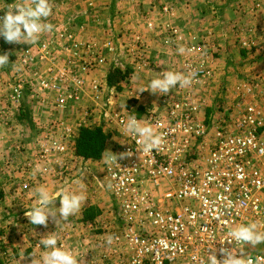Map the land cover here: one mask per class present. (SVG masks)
I'll return each mask as SVG.
<instances>
[{"label": "built area", "instance_id": "obj_1", "mask_svg": "<svg viewBox=\"0 0 264 264\" xmlns=\"http://www.w3.org/2000/svg\"><path fill=\"white\" fill-rule=\"evenodd\" d=\"M146 27L154 30L152 22ZM170 33L172 42L187 44L181 63L169 67H151L141 49L143 37H127L132 44V64L144 71L154 70L153 77L166 70L196 72L190 87H177L167 95L157 93L155 105L142 114L131 107H121L122 91H132V75L125 76L122 87L118 83L112 87L97 80H84L85 73L105 63L92 45L87 43L78 50L80 42L72 37H66L68 44H62L63 37L56 39L58 42L49 37L34 55L28 50L21 53L25 66L48 64L44 72L35 71L41 103L66 108L69 102L78 101L82 92L90 94L89 104L81 113L72 114L75 128L63 124L58 116L52 118L44 131L49 147L42 150L56 155L55 178L61 179L62 172L58 171L64 169L65 180L60 181L63 189H82L93 200L104 197L110 201L108 213L112 219L89 220L86 229L110 233L111 244L108 239H101L95 247L88 243L72 246L66 239L77 227L71 230L55 224L51 230L60 236L58 245L75 249L78 258L84 253L88 256L94 249L96 253L89 255L84 264H206L207 255L214 253L223 260L221 248H236L235 242L211 243L213 238H223L231 227L256 221L264 231V76L258 82L256 76L238 80L234 90L225 87L209 101L202 90L212 82L213 55L209 44L193 37V41L185 42L187 38L179 37L173 29ZM250 44L242 42L244 47ZM64 88L66 93H62ZM15 101L19 103L18 97ZM207 106L212 109L208 114ZM126 111L152 124H163L159 131L165 133L166 143L158 153L153 150L152 156L141 154L135 142L123 134ZM92 121H96V127L109 131L112 140L95 160L74 153V130L93 126ZM113 154L119 165L108 163ZM69 163L76 167L78 176L71 173ZM22 186L26 188L29 183L24 181ZM61 234L65 235V242ZM160 240L168 242L167 250L158 243ZM237 255L252 256L258 264H264V244H244L242 252L237 249Z\"/></svg>", "mask_w": 264, "mask_h": 264}, {"label": "rangeland", "instance_id": "obj_2", "mask_svg": "<svg viewBox=\"0 0 264 264\" xmlns=\"http://www.w3.org/2000/svg\"><path fill=\"white\" fill-rule=\"evenodd\" d=\"M147 1L148 0L141 1L140 6L142 7V3H145L146 6ZM158 1L160 0H157V2ZM164 1L167 2L168 5L164 3L160 4L162 6L166 5L169 8L161 10L160 13H162V15L154 17L157 18V20L152 18L153 22H151L154 30L148 31L155 33L152 37L159 38L163 44L161 47H163L168 53L171 51V53L173 52L175 56H180V60L177 58V62L181 63L183 59V54L178 52V47H184L187 43L172 42L170 38V31L172 29L177 31V35L179 37H186L187 40L185 42H189L191 37L195 38V40L206 41L209 44L210 51H212L211 53L213 55L211 67H213L217 58H219L221 54L220 49L222 43L218 40V37H223L222 39H225L226 37L227 39H230L228 37H233V39H231L233 40L231 42V46L239 52L238 57L237 55L232 56L231 54V57L227 56L229 64L226 66V71L229 73L236 74V70L240 69L241 71L242 67L247 64H256V66H258L257 61L264 63V0ZM12 2L13 0H0V6H6V4ZM173 7L176 9V17L178 14L180 17L178 23L173 22L174 20L172 18H168L169 22L165 20V16L167 18V16L171 15ZM6 12L7 8L0 9V16L2 15L3 17ZM61 12L63 13L64 11H62V9L54 11V14L58 15L56 19H53L54 15L49 17V22L54 25L53 31L51 33L42 34L39 42L34 46L29 44L7 43L2 37H0V54L8 52L10 62L9 65L0 68V181L3 183H1L0 191H2L4 187L6 189L10 187V191L14 193L15 197H17V200L15 201L17 203L14 204V207L12 208L13 211L10 212L12 215L10 214L7 216L6 210L3 211L4 209H7L6 206L2 207V205H0V264H14L15 260L20 261V264H32L33 259L30 260L28 258L32 257L33 254L31 252L30 255L24 254V245L26 240L30 242L31 246L29 247L34 245V256H36L34 260L40 259L44 249L39 250L37 245L39 243V239L48 234L44 231L42 233V231L38 232L39 230H36V235L34 231L30 229L26 232V236H24L25 233L21 234L20 236L24 237V244L20 245L22 251H16L15 249L17 255H14V250L9 245L10 241L12 243L11 238H14L17 234L16 225L17 223H20V221H18V210L23 211L24 205L32 207L29 203L30 201L25 202L24 199L34 197L31 193L35 191L37 188L36 186L44 185L47 187L52 185L57 189H62V186H64L60 182L65 180L64 169L58 171L62 172L61 179L54 177L55 172L58 170V167H55L56 155L51 153L49 154L48 152H42L44 148L48 149L49 147V141L45 136L46 132L44 131L45 128H49L52 118L56 116H58V119L61 118L59 121L63 122V124L71 126L70 123L66 121L71 120V118L74 119L72 114L76 115L81 113V109H83L84 106H87L90 100V94L88 91H84L81 93L78 101L75 103L69 102L66 108H63L62 106L59 109L51 103H41V97L37 96L39 79L35 76V71L38 70L41 71V73L44 72L48 64L46 62H41L40 64L31 63L29 66H25L21 63L22 51L28 50L34 55L38 46L50 40L49 37H52L53 39L55 38V40L63 37L61 38L62 44L70 43L66 37H72L76 41L80 42L78 50H82V46L88 43L93 46L95 52L99 53L105 59L104 65L90 71L88 74L85 73L83 75L84 80L87 83L97 80L100 83L106 84L108 75L107 71L113 67L119 68L122 71L128 70L127 76H134L132 70L134 65L132 64L130 56L132 44L127 37H134V34L136 33L132 32L130 28L124 26L123 23L118 25L117 21H115V25H113V20H109V22H106L105 25L100 24V26L97 24H95L96 26H88L86 21L84 22L85 25L80 24L82 23L79 19L81 12L75 14L76 21L71 22V25L70 23L64 24L65 21L59 18L62 17V15L60 16ZM117 13H120V10H117ZM234 20L236 21L235 24L232 23ZM180 26H185L186 29L184 30L187 31L186 34L181 32ZM92 28L96 30L98 29L97 35L86 34L87 29L90 30ZM79 33L85 34L82 36ZM149 35H151V33H149ZM222 42H224V40ZM242 42H252V44H250V47H244L242 46ZM57 47H60V44ZM141 49L144 51L145 55H147L146 41ZM156 49H159V47L154 46L153 51H156ZM55 53L57 55V52ZM151 58L154 59V57ZM148 59H150L149 56ZM235 61H241V63ZM76 62L79 63V59H77ZM57 64L59 66L62 65L61 58L59 60V57L57 58ZM168 65L175 64L172 62V64ZM262 69H264V67ZM262 69L258 72L259 74L255 75V80L257 82L259 81V77L262 76V73H264V70L262 71ZM97 71H101V73L98 74L100 76H97L98 78H94ZM226 71L224 70V73H226ZM242 78L237 77L235 79L228 77V83L242 80ZM120 82L123 83L124 80ZM260 84L261 83H259V85ZM108 86L115 87L114 85ZM225 87L227 86L221 84L219 85V83L216 84L214 82L212 87L210 86L208 88L212 90V96L215 93V97H218L220 90ZM65 89L67 88L62 89V93H66V91H64ZM17 97L19 103L15 101ZM122 104H124V102H122ZM124 106H126V103ZM91 124L93 126L90 127H96V121H92ZM78 133L79 131H76L75 136H78ZM109 142L111 143L112 140ZM30 155L32 158H30ZM68 156L71 157L72 154H69ZM26 161L29 163L26 164ZM72 162H75V159ZM37 166L40 167L41 171L33 175ZM68 167L72 169L71 173L78 176L76 167L73 166L72 163H69ZM22 168H24L25 171H22ZM34 177L37 180L34 181ZM24 181L29 183V186L26 188L22 186ZM77 189H79V187H77ZM75 192L83 191L82 189H79ZM97 203L101 204V208H98L101 209V211H110V201L104 197L100 198V200L98 199ZM4 216L12 219V226L8 223L10 219L2 218ZM2 221H4V223H2ZM98 231H89V233H84L85 238L83 243H88V245H94L95 247L96 243L101 239H109L110 233L105 232L102 234ZM61 235L63 236V242L69 239L72 246H77L79 244L84 245L81 243L82 240L75 241L76 239H80L83 235V229L81 228H78L74 231V233H71V237L66 240L65 235ZM73 240L78 244H73ZM19 241L20 240L17 242ZM41 248H43V245H41ZM95 253L94 249L88 252V256L84 253L82 257L78 258L80 264H84L89 255L92 256ZM18 254H24L23 258L21 259L22 256L18 258Z\"/></svg>", "mask_w": 264, "mask_h": 264}, {"label": "clouds", "instance_id": "obj_3", "mask_svg": "<svg viewBox=\"0 0 264 264\" xmlns=\"http://www.w3.org/2000/svg\"><path fill=\"white\" fill-rule=\"evenodd\" d=\"M4 8H7V12L0 18V37L7 43L34 46L39 42L42 34L51 33L54 29V25L49 22V17L53 15L51 0H13L12 3H8L6 6H0V9ZM185 51L186 49L183 46L178 47L179 53L183 54ZM9 64V53L0 54V68ZM195 77V71H161L149 81L146 87H140L138 93L150 90L153 94L167 95L177 87L181 89L190 87L194 83ZM124 105L125 103L121 104V107L123 108ZM161 127H163L162 123L152 124L148 120L138 119L133 113H128L126 120L122 122L123 134L131 138L135 142L137 150L146 156H152L153 150L158 153L165 145V133L159 131ZM123 155H121V158ZM127 155H131V153H127ZM117 161L118 157L115 154L108 157V163L110 164L119 165ZM40 171V167L37 166L33 175ZM81 187H83L82 184ZM31 195L35 196L36 199L25 215L31 225L45 227H47L50 217L58 225L60 220H67L69 217L76 215L86 200L83 192L63 188L52 191L44 185L38 186ZM57 198L60 202L59 207L56 205ZM219 218L218 216L217 219ZM222 223L227 224L228 222L222 221ZM34 233L37 235L35 231ZM59 240L60 236L56 231L41 237L37 247L41 248V245H43L41 249H44V251L40 260L33 259L32 264H80L79 253L75 249L69 250L63 244L58 245ZM112 241L113 238L109 237L107 243L111 244ZM213 241H219L222 245L225 242L228 244L235 242L236 248L231 250L221 248L220 251L225 254L223 260H218L214 253L207 255L206 264H258V259H254L252 256H238L237 249L242 252L244 244L248 243L252 247L264 244V231L260 229L259 222L250 221L231 227L223 238L219 240L213 238L211 243ZM158 243L165 250L169 248L167 241L160 240ZM201 264H204V262H201Z\"/></svg>", "mask_w": 264, "mask_h": 264}, {"label": "crops", "instance_id": "obj_4", "mask_svg": "<svg viewBox=\"0 0 264 264\" xmlns=\"http://www.w3.org/2000/svg\"><path fill=\"white\" fill-rule=\"evenodd\" d=\"M141 1L143 0H51V3L53 4V15H54L53 19H56L58 17L57 14H54V11H58L60 9L64 11L63 13L61 12L60 14V16L62 15V17H59L60 19H63L65 21L64 24L70 23L71 25L72 24L71 22L76 21L75 14L80 13V12L81 13H80L79 19L82 21V23L80 24H84V22L86 21L88 23V26H96L95 24L100 26V24L105 25L106 22H109V20H113V25H115V21H117L118 25L123 23L124 26H126L127 28H130L132 32L140 35L146 41L147 56L150 57L151 67H156V64L162 67H169L171 65H168V64H172V62L175 65H179L180 62H177V58L178 60H180V56L179 57L175 56V54L173 52L171 53V51L168 53L163 47H161V45H163L162 41H160V39L157 37H152L154 36L155 33L149 32L148 29L146 28V24L148 22H151V21L153 22L152 18L158 15H162V13H160L161 10L169 8L168 6H166L168 5V3L165 2L164 0H160L158 2L157 0H148L146 2L147 5L145 6V3H142L141 4L142 7H141L140 6ZM160 3L161 4L164 3L166 5L162 6ZM117 10H120V13H117ZM168 18H172L174 20L173 22H177V23L179 22L180 17H179V14L176 17V9H174V7L172 9L171 15L167 16V18L165 16V20L169 22ZM154 19L157 20V18H154ZM235 22H236L235 20L232 21L233 24H235ZM180 28L183 34L187 33V31L184 30L186 29L185 26L183 27L180 26ZM97 31L98 29L96 30L94 28L90 30L87 29L86 34L88 35L96 34L97 35L98 34ZM155 32H156V29H155ZM149 33H151V35H149ZM84 34L85 33H82L80 35L84 36ZM222 38L223 37H218V40L222 43L221 49H220L221 54H220V57L217 58V61L212 67L211 72L213 74H212V83L210 86L212 87L213 83L215 82L216 84L219 83V85L221 84V85L227 86L232 91L234 90V87L238 81H233L232 83H228V77L235 78V79L237 77H240V78L244 77L242 79L251 80L254 78L255 75L259 74L258 72L261 71V69L264 67V63H260V61H257L258 66H256V64H251V65L247 64L246 66L244 65L242 67L241 71L240 69L236 70L237 71L236 74L229 73L228 71H226V66L227 64H229V60H227L228 59L227 56L231 57V55L232 56L237 55L238 57L239 52L234 47L231 46V42L233 41L231 39H233V37H228L230 39H227V37L225 39H222ZM223 40L224 42H222ZM154 46L159 47V49H156V51H153ZM151 57H154V59ZM235 62L241 63V61H235ZM132 70L134 72V76L131 79L132 80L131 83L133 84L132 91L131 92L122 91V96L120 97V101L126 103V106L133 108V110L137 114H142L145 110L150 109L155 105L158 94H153L149 92L147 95L140 96L138 93V89L142 85L149 83V81L155 75V72L152 69L148 71H144L143 68H141L138 65H134V67H132ZM224 70L226 71V73H224ZM263 70L264 69H262V71ZM101 71H104V70H101ZM101 71H97L94 78H98L97 76H100L98 74H100ZM262 75H264V73H262ZM118 83H120L121 87L124 86V83L122 82H118ZM202 90H204V94L206 95L209 101L211 100L210 98H213L216 96L215 93L212 96V90H210V88H203ZM210 111H212L211 107L207 106L206 111H205L206 114H208ZM66 122L70 123V125L73 126V124L76 121L75 119L71 118V120H67ZM73 128L75 127L73 126ZM74 131L76 132L77 130L75 129ZM30 158H32V156ZM25 163L27 164L29 162L26 161ZM1 183L2 181H0V187H1ZM38 186H41V185H38ZM47 187L50 188L52 191L57 190V188L52 185L51 186L49 185ZM87 193L88 192L84 193L86 200L82 204L81 210L76 215L69 217L67 220H63V221L60 220L58 223V225H64L66 226V228L71 229V230L75 229V227H77V229L81 227L83 229V235L80 239L75 240V241L82 240L81 243H83V240L85 238L84 233H89L86 227L88 223L91 222V221L87 222V220H83L84 211L89 210L90 208H93L95 210V215L92 219H94V221H97V222H100L101 220L108 221L112 219L108 211L104 212V211H101V209H98V208H101L100 207L101 204L97 203L98 199H96V201L91 199L88 196L89 194ZM35 199L36 197L34 196V197H29V199H24V200L25 202L30 201L29 203L33 206ZM16 200H17V197H15L14 193L10 191V187H8L7 189L4 187V189L0 191V205H2V207L6 206L7 209H4L3 211L6 210L7 216H9L10 214L12 215V213L10 212L13 211L12 208L14 207V204L17 203L15 202ZM56 205L57 207H59V198H57ZM30 209H31L30 206L24 205L23 211L18 210V218H19L18 221H20V223H17L16 225L17 234L15 235L14 238H11L12 243L11 241L9 243V245L14 250L13 252L14 255H17L15 252V249L16 251H22L20 245L24 244L23 242L24 237H21L20 236L21 234L25 233L24 236H26L27 234L26 232L29 231L30 229L34 231L39 230L38 232L42 231V233L43 231L45 233H50L52 228L56 224L55 220L50 217L47 227L42 226V225H31L28 221L27 216L25 215L26 211ZM2 218L10 219L8 223L10 226H12V222H11L12 219L10 217L4 216ZM74 220H77V221H74ZM94 221L93 223H95ZM2 223H4V221H2ZM72 231H75V230H72ZM98 232L100 233V231ZM18 240L20 241L17 242ZM75 241L73 240V244H78ZM29 246H31L30 242L26 240V243L24 245L25 247L24 254L30 255V252H31L33 254V257L36 258V256H34V245H32V247H29ZM24 254L22 255L18 254L19 256L18 258H20L21 256H24ZM33 257H30L28 259L30 260L34 259ZM18 263L19 261L15 260L14 264H18Z\"/></svg>", "mask_w": 264, "mask_h": 264}, {"label": "trees", "instance_id": "obj_5", "mask_svg": "<svg viewBox=\"0 0 264 264\" xmlns=\"http://www.w3.org/2000/svg\"><path fill=\"white\" fill-rule=\"evenodd\" d=\"M128 70L122 71L119 68H111L107 75L108 85H115L127 76ZM111 133L103 131L100 127H85L79 130L74 143V153L87 159H99L106 148ZM95 210L90 208L84 211L83 220H92Z\"/></svg>", "mask_w": 264, "mask_h": 264}]
</instances>
